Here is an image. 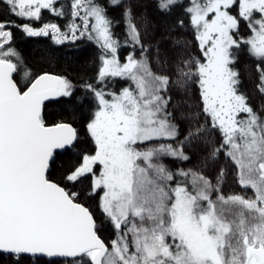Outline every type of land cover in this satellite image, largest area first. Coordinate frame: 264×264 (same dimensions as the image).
Segmentation results:
<instances>
[{
  "label": "snow or ice",
  "instance_id": "obj_1",
  "mask_svg": "<svg viewBox=\"0 0 264 264\" xmlns=\"http://www.w3.org/2000/svg\"><path fill=\"white\" fill-rule=\"evenodd\" d=\"M155 7L165 16L183 12L187 23L178 19L176 28L191 30L198 54L180 37L171 55L159 42L146 44L148 21L137 23L133 0H0V12L28 21L42 10L70 18L66 32L0 19V256L12 264H264V110L241 90L237 67L246 51L264 95V0H155ZM112 8L123 9L125 43L134 49L123 62ZM13 27L29 37L52 34L58 45L94 40L102 54L95 82L80 86L86 96L67 76L33 73L13 46ZM117 78L129 83L116 89ZM193 89L195 106L180 111L173 93L187 99ZM85 99L91 151L80 150L72 121L46 113ZM198 151L201 166L165 162L191 163ZM64 156L73 160L57 174ZM221 157L240 193L224 192L225 168L206 175ZM105 224L115 233L110 241Z\"/></svg>",
  "mask_w": 264,
  "mask_h": 264
},
{
  "label": "trees",
  "instance_id": "obj_2",
  "mask_svg": "<svg viewBox=\"0 0 264 264\" xmlns=\"http://www.w3.org/2000/svg\"><path fill=\"white\" fill-rule=\"evenodd\" d=\"M58 3H63L65 6L68 0H58ZM134 10L137 14V23L143 20L148 21V33L145 36L144 42L146 44H155L159 42L162 49L166 50L170 55L173 52L171 48V41L177 37L183 38L189 42V51L198 54L196 42L190 29L176 28L178 19H187L180 9L175 10L171 15L165 16L160 14L155 7V0H133ZM67 10V8H66ZM122 8H112L109 10V15L113 19V34L121 42L120 49H124V55L134 51L131 42L125 43L128 40L126 35V25L122 17ZM0 19H10L15 21L16 24L31 23L35 28L42 27L44 24L54 23L61 27L62 31H67L70 18L66 15L58 17L48 10H42L41 19L38 21H28L14 15H9L7 12H0ZM176 29L175 31L173 29ZM13 31V46L24 58L25 63L31 68L33 73L41 74L43 72H50L57 75L67 76L74 84L77 85V94L85 97L86 93L80 87L85 81L95 82L96 73L100 65V56L102 50L95 43L94 40L81 39L75 42L66 41L64 44H56L52 34L49 36L29 37L22 29L12 28ZM243 34L247 35L248 30L242 24ZM119 49V50H120ZM137 56H139V49H135ZM256 61L248 55L246 51H241L237 67L241 72L242 86L241 90L245 92L250 98V103L257 108V110H264V95L257 91L258 74L255 70ZM153 71H161L155 64L152 65ZM118 78L114 81V86L117 84ZM111 87V85H110ZM174 99L181 105L180 111L187 112L189 109L185 108V104L195 106L198 96L195 89L190 98H184L179 92L173 93ZM92 111V104L89 100L85 99L83 106H61L50 105L46 109L47 119L49 121H72L74 126L79 130L81 136V149L83 151H91L93 144L88 137L85 125L90 118ZM180 111L177 115H180ZM183 127L184 121H179ZM218 139V137H217ZM73 160L72 156H64L58 161L57 174L60 168L67 166ZM201 154L199 151L194 155L191 163L181 161L183 168L197 167L200 165ZM223 167L226 170L224 180L225 193H240L241 188L234 180V169L232 165L221 157V159L212 166L205 169L206 175L214 177L217 170ZM247 195L251 196L252 192L248 191ZM93 207L95 204L93 203ZM103 237L106 241L115 238L114 230L111 226L105 224ZM44 259V258H42ZM0 264H12L11 259L7 256H0ZM26 264H29L26 261Z\"/></svg>",
  "mask_w": 264,
  "mask_h": 264
},
{
  "label": "rangeland",
  "instance_id": "obj_3",
  "mask_svg": "<svg viewBox=\"0 0 264 264\" xmlns=\"http://www.w3.org/2000/svg\"><path fill=\"white\" fill-rule=\"evenodd\" d=\"M124 53H125L124 49H120L119 50V56H120V59H121L122 62L124 61V59H122V56L124 55ZM118 81L119 82H117V84L114 86L116 89L122 88V87L126 86L127 83H129L127 81H122L119 78H118ZM165 162L169 163L170 166H172L174 168L175 167H183L182 164H181V161H179V160L172 161V160L169 159V160H166Z\"/></svg>",
  "mask_w": 264,
  "mask_h": 264
},
{
  "label": "water",
  "instance_id": "obj_4",
  "mask_svg": "<svg viewBox=\"0 0 264 264\" xmlns=\"http://www.w3.org/2000/svg\"><path fill=\"white\" fill-rule=\"evenodd\" d=\"M42 74V73H41ZM54 74V73H53Z\"/></svg>",
  "mask_w": 264,
  "mask_h": 264
}]
</instances>
